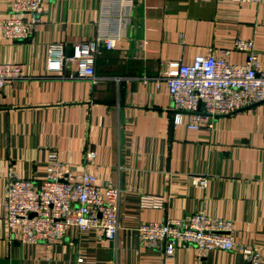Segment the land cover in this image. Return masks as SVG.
I'll return each instance as SVG.
<instances>
[{
    "label": "crops",
    "instance_id": "1",
    "mask_svg": "<svg viewBox=\"0 0 264 264\" xmlns=\"http://www.w3.org/2000/svg\"><path fill=\"white\" fill-rule=\"evenodd\" d=\"M10 15V0H0V21ZM110 34L119 41L101 50L92 77L76 76L75 64L47 71L50 44L72 56ZM239 39L253 42L264 74V0H46L28 40L0 35V63L24 73L0 90V264H249L241 246L264 264V101L194 129L187 113L175 119L165 79L171 62L219 56ZM55 162L120 190L113 241L94 228H70L49 246L10 234V176L38 183ZM196 213L230 221L235 249L202 256L178 242L167 257L135 232Z\"/></svg>",
    "mask_w": 264,
    "mask_h": 264
},
{
    "label": "built area",
    "instance_id": "2",
    "mask_svg": "<svg viewBox=\"0 0 264 264\" xmlns=\"http://www.w3.org/2000/svg\"><path fill=\"white\" fill-rule=\"evenodd\" d=\"M46 0H10L11 15L0 21V35L13 41L28 40L43 13ZM131 3L134 0H122ZM237 3H258L260 0H233ZM119 37L100 35L79 43L72 56H66L63 44H50L46 69L62 74L69 64L77 67L76 76L92 77L94 63L101 50L115 48ZM245 55L242 64H230L232 52ZM257 53L251 40H236L232 49L196 56L190 64L171 62L166 74L168 94L174 116L189 115L190 127L210 125L214 117L230 115L264 101V74L257 70ZM24 77L18 64L0 63V90ZM87 159L93 153L87 154ZM200 184L204 183L200 179ZM120 190L98 182L90 173L73 174L59 162L51 163L41 182L11 175L6 193L7 224L10 234L21 243H59L70 228L86 231L97 229L109 241L116 238ZM140 241L148 248H162L164 255H173L180 242L193 246L200 255L219 249H235L233 226L228 220L211 218L203 213L165 222L142 223L135 228ZM242 258L259 264L257 248L241 246Z\"/></svg>",
    "mask_w": 264,
    "mask_h": 264
}]
</instances>
